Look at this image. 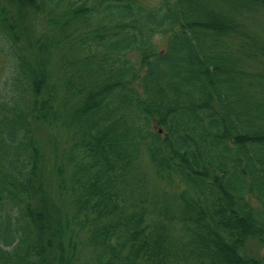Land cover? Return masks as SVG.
I'll return each mask as SVG.
<instances>
[{"label":"trees","instance_id":"1","mask_svg":"<svg viewBox=\"0 0 264 264\" xmlns=\"http://www.w3.org/2000/svg\"><path fill=\"white\" fill-rule=\"evenodd\" d=\"M0 45V264H264V0H0Z\"/></svg>","mask_w":264,"mask_h":264},{"label":"rangeland","instance_id":"2","mask_svg":"<svg viewBox=\"0 0 264 264\" xmlns=\"http://www.w3.org/2000/svg\"><path fill=\"white\" fill-rule=\"evenodd\" d=\"M35 22L39 25L42 23L40 18H35ZM157 43L159 44L160 49L162 50L165 46L164 39L159 37L157 39ZM5 52H2L0 45V87H3V83L6 79V69L8 68L9 61L4 56ZM35 133H36V141L37 145L40 148L41 152V182L43 183V192L41 194L50 198V200L54 199L55 194L57 193L58 186V177L55 168V156L56 151L68 146L67 142L69 141V135L67 132L63 130L52 129L46 125L41 123L35 124ZM59 148V149H58ZM144 170L147 172L148 179L150 180L148 183V189L145 192L150 201H157L158 197L155 198L154 195L160 194V192H156V190L160 187L164 186V183L159 182L153 175V173L148 168L146 162L143 163ZM168 190L171 188L167 187ZM153 199V200H152ZM151 207L150 204H147ZM247 251L250 255L256 257H262L264 255V247L255 239H250L247 242Z\"/></svg>","mask_w":264,"mask_h":264}]
</instances>
